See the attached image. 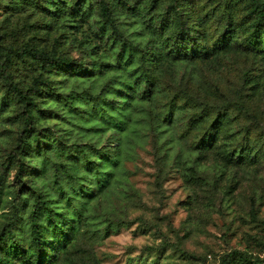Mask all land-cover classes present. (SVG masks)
Wrapping results in <instances>:
<instances>
[{
	"label": "rangeland",
	"instance_id": "1",
	"mask_svg": "<svg viewBox=\"0 0 264 264\" xmlns=\"http://www.w3.org/2000/svg\"><path fill=\"white\" fill-rule=\"evenodd\" d=\"M100 1L143 66L101 28ZM182 1L185 25L197 24L174 41L168 0H0V46L67 61L12 63L19 89L47 83L24 150L0 76L1 250L12 264H264V33L248 42V0Z\"/></svg>",
	"mask_w": 264,
	"mask_h": 264
},
{
	"label": "trees",
	"instance_id": "2",
	"mask_svg": "<svg viewBox=\"0 0 264 264\" xmlns=\"http://www.w3.org/2000/svg\"><path fill=\"white\" fill-rule=\"evenodd\" d=\"M168 15L167 19L163 25V28L167 29L168 37L172 40L183 41L186 37H189L190 30L196 21L192 19L191 26H186L182 17L178 14L181 7L182 0H168ZM225 1V0H224ZM238 1L242 0H229V4H236ZM149 4L154 7L156 5V0H148ZM247 16H246V26L248 27L250 36L248 42L253 45L257 44L259 36L264 33V0H248L247 3ZM99 24L103 30L109 29L112 35L115 37L116 41L119 43L122 49L129 51L130 53H136L139 56V62L142 65L144 63V55L142 51L138 50L137 45H132L127 43L123 34L115 25V19L107 7L106 3L103 1L99 2ZM233 27V21L228 17V22L226 24V32L224 33L221 41L225 43V37L231 36V28ZM135 49V50H134ZM28 56L32 60L39 63L45 70L56 69L60 67L63 63L67 62L63 58L58 57L54 52L47 54L43 51L35 49L33 47H26L19 51L18 49H12L8 47L0 46V76L5 82L7 92L14 95V99L18 104V109L21 117L24 121V126L20 133L18 144L16 150H24L26 147V139L33 131V124L31 120V111L36 107L34 96L40 93V87L46 85V81L39 77L34 80L33 85L28 87L26 90H21L18 86L11 81L10 68L15 58L20 56ZM143 66V65H142ZM142 77L147 82V74L143 69ZM21 166V165H20ZM20 169V168H19ZM45 205L40 199L35 202L34 208L29 216L30 220V230L32 243L35 250L40 248V235L41 228L38 224V212L40 207ZM114 222L108 220L107 224L103 228V232L106 234L110 230ZM6 228L0 233V264H12L9 260V255H4L3 249L1 250L3 243L6 241ZM4 241V242H3ZM33 248V250H34ZM36 250V251H37ZM8 253V250H7ZM237 253H233L235 255ZM24 256V254H23ZM24 260V259H23Z\"/></svg>",
	"mask_w": 264,
	"mask_h": 264
}]
</instances>
